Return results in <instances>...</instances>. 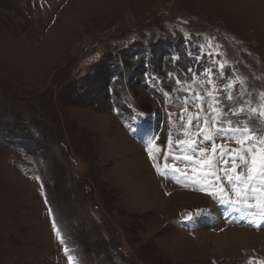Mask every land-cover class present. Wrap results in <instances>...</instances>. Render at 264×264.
<instances>
[{
    "label": "rangeland",
    "instance_id": "1",
    "mask_svg": "<svg viewBox=\"0 0 264 264\" xmlns=\"http://www.w3.org/2000/svg\"><path fill=\"white\" fill-rule=\"evenodd\" d=\"M236 2L105 0L65 37L59 30L74 18L77 0H0V264H264V225L254 228L239 212L185 187L180 173L159 175L145 143L159 137L163 166L171 134L167 162L191 175L199 148L211 155V144L193 136L197 150L182 153L175 142L188 139L184 123L199 111L196 93L205 97L201 126L205 114L211 118L209 79L221 99L224 85L235 81L233 109L244 101L264 104V28ZM180 41L193 55L189 67L177 52ZM139 43L144 52V45L158 44V77L127 54ZM116 57L130 75L114 70ZM184 154L194 160L172 159ZM152 186L165 205L148 202L145 188ZM230 228L258 237L213 245Z\"/></svg>",
    "mask_w": 264,
    "mask_h": 264
},
{
    "label": "snow or ice",
    "instance_id": "2",
    "mask_svg": "<svg viewBox=\"0 0 264 264\" xmlns=\"http://www.w3.org/2000/svg\"><path fill=\"white\" fill-rule=\"evenodd\" d=\"M177 60L178 57H173ZM226 63V62H225ZM224 63L219 67L224 68ZM189 72L192 69H188ZM212 70L206 69L205 75L211 76ZM171 77V73L169 74ZM175 83L180 85L184 81L176 79ZM207 83L212 84V90L207 92L208 110L211 118L207 114L203 116V126L200 124L203 112L202 105L205 97L196 93L193 97L196 107L199 111L195 114L189 113L187 122L184 123L183 135L188 137L184 140H176L177 146L182 153L196 151L197 141L193 138L202 137L203 142L211 144V155H208V149L199 148L201 159L197 160L196 167L191 169V175L188 172H182L175 164H169L168 157L171 155L173 144L172 136L169 134L168 152L164 154V163L161 166L158 163L157 156L161 152L159 146L156 145L158 136H151L146 140V151L149 158L153 161V167L159 175L167 177L169 171L180 173L185 176L187 183L185 187L193 186L200 191L212 196L218 203L225 205L233 211L239 212L254 228H260L264 225V104L259 108L247 106L249 102L244 101L238 109H233L230 105L236 102V97L231 89L235 81L227 82L223 89V99L220 98L221 90L216 84L209 79ZM243 84V81H239ZM175 91V90H174ZM167 97L169 93H164ZM264 99V92L260 93ZM186 105L182 109L180 120L184 122L183 113L187 112V99L182 98ZM224 101L228 102V107L224 105ZM232 117H242V119H232ZM171 119V114H170ZM193 120L197 123L194 125L197 131L191 132ZM222 140H231L238 147L229 148L227 144H217L216 138ZM217 149L219 152L217 153ZM228 159H225V157ZM173 160L193 161L191 155L172 156ZM231 163L230 167L227 165ZM225 165V167H221ZM177 182H180L177 180ZM185 219L191 220L189 214ZM53 229L56 225L53 223ZM59 237L60 233L56 230ZM61 243L63 240L61 239ZM67 253L68 250L65 249ZM72 260V256H68Z\"/></svg>",
    "mask_w": 264,
    "mask_h": 264
},
{
    "label": "bare ground",
    "instance_id": "3",
    "mask_svg": "<svg viewBox=\"0 0 264 264\" xmlns=\"http://www.w3.org/2000/svg\"><path fill=\"white\" fill-rule=\"evenodd\" d=\"M105 0H77V10L75 12V16L72 20L66 21V26L63 29H60L59 31H65V37L69 36V33H71L72 28L77 24V22H81L83 19H88L91 17L93 11H90V6H95L104 3ZM236 5L243 11V14L251 19V21L258 25L259 27L264 28V1L263 0H237ZM99 7V6H98ZM94 10V9H93ZM263 21V22H262ZM79 25V24H78ZM258 27V28H259ZM50 45V44H49ZM46 47V46H45ZM56 45H51V47L47 46L45 48L46 52L43 53V55H46L48 53L49 49L54 50ZM27 63H33L29 62L27 59ZM121 133L123 131L121 130ZM114 147L116 145H120L118 141L113 140L111 141ZM110 143V144H111ZM136 147H138L137 144H134ZM111 146V145H110ZM137 149V153H138ZM143 168L146 167L143 165ZM149 181V180H148ZM149 182H147L148 184ZM149 185V184H148ZM149 198H147L148 202L155 206L156 208L160 205H165L166 199H164L163 195H159V191L156 187H146L145 188ZM145 191V192H146ZM149 191V192H148ZM178 196H186V195H178ZM152 199V201L150 200ZM225 214L229 213L226 211H223ZM221 232V235H217L215 240L213 241V245L216 247H220L226 242L230 241L232 244L242 243V242H249L251 240V237L256 236L253 232L248 231L244 228V230H237L230 228L227 232ZM250 233H252L254 236H251Z\"/></svg>",
    "mask_w": 264,
    "mask_h": 264
},
{
    "label": "trees",
    "instance_id": "4",
    "mask_svg": "<svg viewBox=\"0 0 264 264\" xmlns=\"http://www.w3.org/2000/svg\"><path fill=\"white\" fill-rule=\"evenodd\" d=\"M135 45H137V46H139L140 44H135ZM134 45V46H135ZM148 50H150V52L151 53H153L154 54V52H155V50H156V48H158V44H156L155 46L151 43L150 44V46H148ZM117 52V51H116ZM129 52H127V54H128ZM120 53H117V55H119ZM128 55H130V53L128 54ZM123 57H125V56H123ZM153 55L152 56H150V63H153L154 64V66H157V64L156 63H154V62H152L153 61ZM192 59L190 58V57H186V66H190V63H188L189 61H191ZM139 62H137V63H139V68H141V69H143V66H142V63L144 62V61H142V60H138ZM143 65H144V63H143ZM114 68H116L117 70H121V71H123V69H126L127 67H126V65L122 62V64H116L115 66H113ZM0 127H3L2 126V123H0Z\"/></svg>",
    "mask_w": 264,
    "mask_h": 264
}]
</instances>
